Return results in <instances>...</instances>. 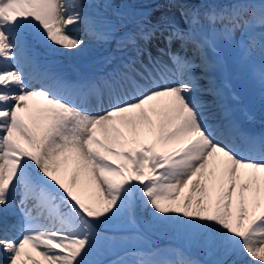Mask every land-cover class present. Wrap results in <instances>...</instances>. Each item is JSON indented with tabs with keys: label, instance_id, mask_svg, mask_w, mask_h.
Listing matches in <instances>:
<instances>
[{
	"label": "snow or ice",
	"instance_id": "snow-or-ice-1",
	"mask_svg": "<svg viewBox=\"0 0 264 264\" xmlns=\"http://www.w3.org/2000/svg\"><path fill=\"white\" fill-rule=\"evenodd\" d=\"M229 61L264 89V0H0L2 264H264V137L233 138ZM140 212L177 258L101 260Z\"/></svg>",
	"mask_w": 264,
	"mask_h": 264
},
{
	"label": "rangeland",
	"instance_id": "rangeland-1",
	"mask_svg": "<svg viewBox=\"0 0 264 264\" xmlns=\"http://www.w3.org/2000/svg\"><path fill=\"white\" fill-rule=\"evenodd\" d=\"M95 56L96 53L93 55L94 59ZM59 58H62V56H59ZM64 65L66 64L64 63ZM231 65H236V63L229 61L227 66ZM237 65V69L242 68V70L236 74L237 79H239L243 75V67L242 64ZM93 66L94 65L92 63L91 67ZM241 94H243L242 97H244L245 100L248 99L247 96H249V94H246L245 92ZM236 101H240L239 95L233 99L234 103ZM146 218L147 217L145 215V219H143L142 221H137V226L135 228L129 226L122 229L109 230L107 232L108 235H114L116 237H127L128 239L126 241H118L116 247L112 250V252L103 253L99 258L107 262L116 259L117 255H119L125 260L135 261L139 257L133 256L131 255V253L143 252L145 254L159 253L165 259H174V257H176L175 253L179 251L178 245L180 244V240L168 233L149 231L144 226V221L146 220ZM113 252L116 255H113ZM125 253H128V255H125Z\"/></svg>",
	"mask_w": 264,
	"mask_h": 264
},
{
	"label": "bare ground",
	"instance_id": "bare-ground-1",
	"mask_svg": "<svg viewBox=\"0 0 264 264\" xmlns=\"http://www.w3.org/2000/svg\"><path fill=\"white\" fill-rule=\"evenodd\" d=\"M75 34L83 35V32L79 31V32H75ZM38 50L41 52V55L43 57H46L47 59L54 61L55 66L57 68L62 67L61 68L62 70H64L65 68H69L70 63H73L72 60L70 59V57L69 56L67 57V55L63 54V58H59L57 55L48 54L43 48H39ZM93 54H91L89 56H85V57H90ZM63 62L67 63L68 66H63ZM79 65L81 67L83 65L85 67H87L88 65H90V61L89 60H83L79 63ZM87 69H89V67ZM245 70L246 71H245V74L243 76V80L249 81L248 84L250 85V88H251L252 97L250 98L251 100H248L246 102H241L240 103L241 107L236 112L233 111V109H232L233 107L230 104V96L236 94L237 87H234L230 78H227L230 81V89L226 93L225 101H226V104L228 105V107L232 109L235 119L239 122V121H242L243 118H247L250 115H252L253 120H254V122L252 124H247V125H244V124L240 125L239 124L240 128H241V135L233 137L237 143H243L242 137L245 134L248 136L257 138V139L264 137V94L262 93V89H261V86L259 85V83L257 81H255L252 78V76L250 75L249 69L247 66H245ZM91 99H92V102H95V103H98V102H101V103L103 102V104L106 103V101H104L103 98L98 101L94 96H91ZM84 103H85V106H88L91 109H93V107L90 106V105H93V103L85 102V101H84ZM93 110H95V109H93ZM18 199H19V197H17V200ZM16 219L17 218L9 217L8 223L13 224L16 222ZM143 219H145V214L143 212L138 213L137 221H142ZM12 234L17 235V232H13ZM183 247H184V245L180 241V244L178 245V249L181 250V249H183ZM176 258L177 257H174V259H176Z\"/></svg>",
	"mask_w": 264,
	"mask_h": 264
}]
</instances>
